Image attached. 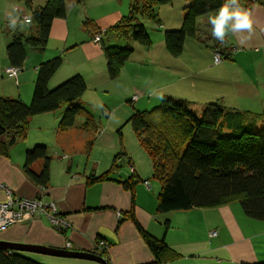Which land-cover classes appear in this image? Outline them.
Segmentation results:
<instances>
[{"label":"crops","instance_id":"0c3cea01","mask_svg":"<svg viewBox=\"0 0 264 264\" xmlns=\"http://www.w3.org/2000/svg\"><path fill=\"white\" fill-rule=\"evenodd\" d=\"M28 1L34 8L46 0ZM239 3L252 13L254 32L250 40L241 44L239 34H229L224 43L214 39L208 18L215 11L196 19L195 36L186 37L181 52L173 57L164 47L163 33L180 28L184 0H172L160 6L156 12L157 23L145 24L150 40L148 47L108 31L128 15L130 0H67L66 15L52 21L45 48L28 50L13 79L4 73L10 67L5 46L14 31L6 22L7 13L12 6L18 14L26 8L24 0H0V97L27 104L38 65L60 57L61 64L49 80L48 88L74 75L81 76L86 90L77 104L91 114L95 128L94 132L84 130V120L78 118L70 128L59 131L61 109L28 120L24 137L10 147L6 156H0V185L20 198L36 197L42 203L52 202L67 226L62 232L57 231L41 214L1 231L0 241L93 252L104 255L109 264L152 263V254L126 217L131 207L128 190L117 180L87 182L88 178L108 171L116 158L113 163L122 180L130 175L129 165L134 169L135 221L147 235L162 241L179 256L165 264L264 262V220L246 217L237 202L214 208L156 213L159 185L151 178L150 160L126 122L134 111H145L162 99H170L184 103L196 116L207 105H217L233 115V120L244 116L239 121L253 132L264 128V0L251 5L245 0ZM86 19L100 32L105 31L98 43L83 28L82 22ZM15 30L27 33L28 27L18 25ZM213 46L226 50L229 57L213 64ZM104 47L132 49L113 80L106 74ZM133 95L137 99L131 105ZM231 133L223 131L224 135ZM37 145L45 146L49 158L48 183L44 188L38 187L23 168L25 152ZM42 163V160L33 162L30 171L37 174ZM123 167L127 168L126 172H120ZM111 177L115 176L111 174ZM4 199L5 192L0 188V203ZM211 231L216 236L209 237ZM97 239L104 241L103 248L96 247ZM23 253L41 264H98Z\"/></svg>","mask_w":264,"mask_h":264},{"label":"trees","instance_id":"16d2710c","mask_svg":"<svg viewBox=\"0 0 264 264\" xmlns=\"http://www.w3.org/2000/svg\"><path fill=\"white\" fill-rule=\"evenodd\" d=\"M171 1L130 0L128 15L108 31L118 38L148 47L150 40L145 24L157 23V9ZM184 1L180 28L163 33L164 47L173 57L181 52L186 37L195 36L196 19L215 12L224 3V0ZM66 4L67 0H46L43 5L32 8L30 2L24 0L32 22L26 25L27 33L14 30L5 46V56L10 67L19 71L28 50L41 51L45 48L51 23L54 19L65 17ZM82 26L92 36L99 34L101 37L105 33L100 32L88 19L82 22ZM102 52L107 77L113 80L132 49L104 47ZM214 53L220 55L221 61L229 57L228 52L220 46H213L212 61ZM60 64V57H55L38 65L31 98L27 104L19 99L0 97V156H6L10 147L24 137L28 120L33 116L61 109L62 115L57 124L59 131L70 128L78 118L84 120V130L95 131L91 114L77 104L86 90L81 76L74 75L55 87L48 88V82ZM129 102L133 104V101ZM239 117L245 118L241 115ZM241 118L233 120V115L217 105H207L200 116H196L184 103L170 99H162L158 105L145 111H134L130 115L126 122L150 160L151 178L159 185L156 195L157 214L193 208H214L237 202L246 217L264 220V128L253 132L251 128L243 126L239 121ZM226 130L232 133L224 135L223 131ZM37 160H42L43 163L41 170L35 174L30 171L29 166ZM48 162L43 145H37L24 154V172L38 187L44 188L48 183ZM113 162L108 171L88 178L87 182L117 180L124 190H128L131 207L126 217L134 224L152 254L153 262L150 264H165L179 258L162 241L150 237L139 227L132 212L135 183L133 166L129 165L132 168L130 175L122 180ZM111 174L115 177H111ZM144 182L146 181L143 184ZM165 225L167 226V221ZM100 241L102 240L97 239L96 245ZM101 256L109 264L105 256ZM0 264L41 263L30 259L23 252L0 247Z\"/></svg>","mask_w":264,"mask_h":264},{"label":"built area","instance_id":"2783aa9c","mask_svg":"<svg viewBox=\"0 0 264 264\" xmlns=\"http://www.w3.org/2000/svg\"><path fill=\"white\" fill-rule=\"evenodd\" d=\"M252 2H256V0H250ZM19 19L23 21L26 17H29L27 10L25 9L23 12H20ZM92 41L98 43L100 41V35L96 34L92 37ZM221 62V57L218 53L213 54V63L218 64ZM5 75L8 78H16L18 74L17 68H6L4 70ZM137 99L136 95L131 97V101H135ZM132 170L131 167H129ZM144 186L148 188V184L144 182ZM0 188L5 192V199L0 203V232L7 229L12 225L22 224L26 222L29 218L33 216H38L44 214L51 225L55 230H63L67 226V222L64 218H62L57 210L55 205L52 202L42 203L38 198L34 197L32 199L20 198L12 195V192L1 186ZM216 236L215 231H211L209 233V237ZM105 244L100 241L97 243V248H103ZM66 249H69V244H66Z\"/></svg>","mask_w":264,"mask_h":264},{"label":"clouds","instance_id":"9594fccd","mask_svg":"<svg viewBox=\"0 0 264 264\" xmlns=\"http://www.w3.org/2000/svg\"><path fill=\"white\" fill-rule=\"evenodd\" d=\"M7 19L8 27L12 30L18 25L23 28L32 22L30 16L21 21L15 6L8 11ZM208 22L211 25L212 37L221 43L225 42L229 34H239V42L244 44L251 39L254 32L252 13L242 7L239 0H224L215 14L209 16Z\"/></svg>","mask_w":264,"mask_h":264},{"label":"water","instance_id":"95a60500","mask_svg":"<svg viewBox=\"0 0 264 264\" xmlns=\"http://www.w3.org/2000/svg\"><path fill=\"white\" fill-rule=\"evenodd\" d=\"M0 247L17 251V252H28V253H36L43 254L49 256H56L62 258H70V259H79L96 262L98 264H106L104 258L99 255L94 254L93 252H74V251H66V250H56L51 248H45L41 246H33V245H25V244H17V243H8L0 241Z\"/></svg>","mask_w":264,"mask_h":264},{"label":"rangeland","instance_id":"374dc122","mask_svg":"<svg viewBox=\"0 0 264 264\" xmlns=\"http://www.w3.org/2000/svg\"><path fill=\"white\" fill-rule=\"evenodd\" d=\"M247 1H249L248 3H250V5L255 3V2H252V1H250V0H247ZM256 2H257V1H256ZM145 163H146V162H145ZM143 164H144V163H143ZM123 171L126 172V171H127V168L123 167V168L120 169V172H123ZM155 182H156V181H155ZM154 184H155V183H154ZM30 255H33V254L30 253ZM100 257H101V256H100Z\"/></svg>","mask_w":264,"mask_h":264}]
</instances>
